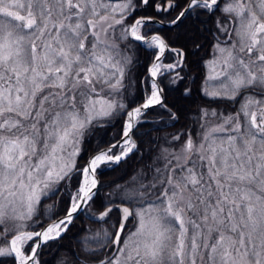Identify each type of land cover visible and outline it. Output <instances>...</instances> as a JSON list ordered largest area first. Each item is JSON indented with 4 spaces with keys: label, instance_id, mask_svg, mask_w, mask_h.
Masks as SVG:
<instances>
[{
    "label": "snow or ice",
    "instance_id": "1",
    "mask_svg": "<svg viewBox=\"0 0 264 264\" xmlns=\"http://www.w3.org/2000/svg\"><path fill=\"white\" fill-rule=\"evenodd\" d=\"M202 14L216 42L195 134L164 137L92 212L98 171L140 151L148 111L179 121L166 88L190 37L171 33ZM81 214L100 226L57 264H264V0H0V264H42Z\"/></svg>",
    "mask_w": 264,
    "mask_h": 264
},
{
    "label": "trees",
    "instance_id": "2",
    "mask_svg": "<svg viewBox=\"0 0 264 264\" xmlns=\"http://www.w3.org/2000/svg\"><path fill=\"white\" fill-rule=\"evenodd\" d=\"M140 14L143 13H137V15ZM148 14H152L151 9H149ZM171 15L174 16L175 12ZM216 15H219V13ZM214 22L215 16L202 14L199 19H186L178 28H173L171 34H175L178 31L190 37V39L183 41L186 43V50L188 51L186 66L181 71V75L185 79L175 89L166 88L168 100L175 102L177 108L180 109V119L178 122H169L166 112L158 108L148 111L146 119L149 123L144 124L141 131H147L149 134L138 137L140 151L136 155L130 156L126 161L121 162L118 166H113L111 169L104 168L102 171H98L97 174L100 176L99 191L95 197L92 212L98 213L101 202L107 201L108 194L112 192L117 184H124L137 169L143 168L150 162V151H154L158 144H163L164 137L167 136L170 139L172 134L186 128H192L193 134H195L196 127L192 118L197 114V106L206 104L209 99L203 96L200 88L206 75L205 60L212 55V45L216 42L213 37V33L216 32ZM156 27L162 26L156 25ZM163 28L167 30L169 27ZM196 44L200 45L199 49L195 48ZM138 55L139 63L132 70V82L128 94H126L128 101L133 102V104L140 102V80L146 63L145 53L140 52ZM184 87H191L193 89L191 98L182 99L180 97V91ZM223 104L229 105V103H220L219 105L213 104L212 106L220 107ZM119 128L120 121H116L114 127L110 125L103 130L97 131L91 138V146H94L97 141H100L102 144L111 142ZM44 203H51V201L45 200ZM62 208L63 204L59 206L58 211ZM99 226L98 222H93L87 215L81 214L74 221L73 225L70 226V230L64 236L63 240L58 244H52L50 249L43 251L41 256L42 264H57L58 260L66 256L70 251H78L81 238L90 235Z\"/></svg>",
    "mask_w": 264,
    "mask_h": 264
},
{
    "label": "rangeland",
    "instance_id": "3",
    "mask_svg": "<svg viewBox=\"0 0 264 264\" xmlns=\"http://www.w3.org/2000/svg\"><path fill=\"white\" fill-rule=\"evenodd\" d=\"M212 52H213V51H212ZM211 59H212V55H211L209 58H207V59L205 60V62H206V61H209V60H211ZM205 66H206V75H208L209 72H210V69H209V67L206 65V63H205ZM206 75H205V77H206ZM204 81H205V78L203 79L202 85H204ZM215 83H216V82H210V84H209L208 86L211 88V86H213ZM202 85H201V87H202ZM238 106H239V101L237 102V104H236L234 107H231L230 105L223 104V106H220V107H218V108H220L221 110H223V111H225V112H229V111H235V108L238 107ZM212 107L216 108L215 106H212Z\"/></svg>",
    "mask_w": 264,
    "mask_h": 264
},
{
    "label": "water",
    "instance_id": "4",
    "mask_svg": "<svg viewBox=\"0 0 264 264\" xmlns=\"http://www.w3.org/2000/svg\"><path fill=\"white\" fill-rule=\"evenodd\" d=\"M161 26V25H160ZM164 27H171V26H169V25H167V24H165V25H163ZM97 177H98V179H99V176L97 175ZM99 186V185H98Z\"/></svg>",
    "mask_w": 264,
    "mask_h": 264
},
{
    "label": "flooded vegetation",
    "instance_id": "5",
    "mask_svg": "<svg viewBox=\"0 0 264 264\" xmlns=\"http://www.w3.org/2000/svg\"><path fill=\"white\" fill-rule=\"evenodd\" d=\"M240 98H238V100H239Z\"/></svg>",
    "mask_w": 264,
    "mask_h": 264
}]
</instances>
